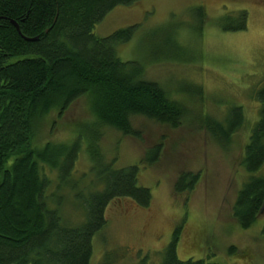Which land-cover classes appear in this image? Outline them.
I'll return each instance as SVG.
<instances>
[{
	"label": "trees",
	"instance_id": "1",
	"mask_svg": "<svg viewBox=\"0 0 264 264\" xmlns=\"http://www.w3.org/2000/svg\"><path fill=\"white\" fill-rule=\"evenodd\" d=\"M137 1L0 0V264H92L93 240L106 226L110 205L128 200L139 208L149 207L150 190L137 184L139 169L158 162L162 145L147 149L139 164L114 168L100 145L103 130L141 141L132 123L135 117L172 129L182 125L189 115L187 100L148 80L147 68L162 62H196L200 41L194 38H202L207 15L203 6L193 7L192 42L187 45L184 30L169 29L164 40L150 46L146 59L150 62L144 67L118 55L119 47L133 38L136 25L106 37L94 32L112 10ZM247 20L242 10L220 16L212 26L222 33L241 32ZM180 90L185 98L201 96L200 88L191 84ZM80 99L87 102L90 121L77 124L66 142L36 144L50 114L61 118ZM255 99L260 103L258 121L240 162L248 178L231 208L233 220L243 230L255 224L264 208V87ZM201 121L217 146L226 150L243 126L244 115L235 106L221 122L210 116ZM80 154L90 163L93 179L87 186L72 179ZM46 171L56 176L50 197L52 179ZM199 177V173L178 174L173 192L191 193ZM65 191L82 208L78 225L61 216ZM180 234L177 227L160 264H215L205 259L179 260ZM228 253L235 254L233 248ZM116 258L106 253L100 264H116ZM138 263L146 264V259Z\"/></svg>",
	"mask_w": 264,
	"mask_h": 264
},
{
	"label": "rangeland",
	"instance_id": "2",
	"mask_svg": "<svg viewBox=\"0 0 264 264\" xmlns=\"http://www.w3.org/2000/svg\"><path fill=\"white\" fill-rule=\"evenodd\" d=\"M198 5L204 8L207 23L202 38H194L200 41L197 61L162 62L149 66L146 73L148 80L187 100L189 115L182 125L172 129L135 117L132 123L140 131L141 141L112 129L103 130L100 145L114 168L139 164L145 151L156 144L162 145V151L155 165H141L139 169L137 184L150 190L149 207L139 208L128 200L112 203L106 212L105 228L93 240L92 264H100L106 253L118 255L116 264H139L144 259L146 264H160L177 227H181L176 248L179 260L264 264V208L247 230L241 229L231 215L236 193L248 178L240 162L250 130L258 121L260 103L255 97L264 87V0H138L133 6L112 10L94 32L106 37L136 25L133 38L119 47L118 55L122 61H137L145 67L150 62L146 60L150 46L164 40L169 29L184 30L187 45L192 42L195 21L191 10ZM242 10L248 14L245 31L222 33L212 26L220 16ZM180 43L185 44L182 40ZM188 84L199 87L201 96L185 98L180 89ZM235 106L241 107L244 124L222 150L203 129L201 120L210 116L221 122ZM90 119L87 102L80 99L61 118L57 113L50 114L42 123L36 144L66 142L77 124ZM89 169L87 157L80 154L72 179L87 186L93 179ZM183 172L199 173V181L191 193L177 195L173 185ZM46 173L52 179L47 193L50 197L56 176ZM63 194L61 216L78 225L82 208L73 204L67 191ZM47 200L53 205L50 198ZM230 248L235 254L228 253Z\"/></svg>",
	"mask_w": 264,
	"mask_h": 264
},
{
	"label": "water",
	"instance_id": "3",
	"mask_svg": "<svg viewBox=\"0 0 264 264\" xmlns=\"http://www.w3.org/2000/svg\"><path fill=\"white\" fill-rule=\"evenodd\" d=\"M16 28H17V25L15 24V23H13V22H11ZM33 41V40H32Z\"/></svg>",
	"mask_w": 264,
	"mask_h": 264
}]
</instances>
